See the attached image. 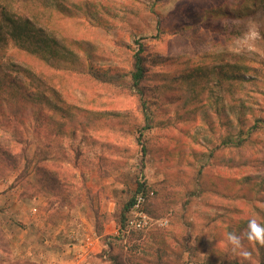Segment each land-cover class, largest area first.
I'll use <instances>...</instances> for the list:
<instances>
[{"label": "rangeland", "instance_id": "374dc122", "mask_svg": "<svg viewBox=\"0 0 264 264\" xmlns=\"http://www.w3.org/2000/svg\"><path fill=\"white\" fill-rule=\"evenodd\" d=\"M61 1L70 17L44 12L37 5L41 0L31 13L36 30L59 42V59L28 57L10 38L0 45L3 72H19L29 92L25 96L22 86L8 83L0 91V230L11 256L36 264H100L96 256L115 238L124 252L139 245L137 253L147 264H237L228 260L236 253L227 242H214L217 228L238 233L240 219L231 214L238 204L219 199L207 205L197 195L190 197L192 170L210 165L211 158L203 155L186 164L173 152L183 143L192 152L215 148L221 135L210 134L201 122L172 125L161 112L145 119L140 101L130 94L136 90L129 88L128 72L143 43L148 62L175 63L170 77L182 85L191 86L186 77L193 66L208 73L212 84L241 59L264 58V11L235 22L237 37L219 45L204 29L207 23L219 25V18L181 35L170 32L221 0ZM158 18L167 33L159 32ZM208 88L218 98L226 96L219 87ZM43 94L59 113L43 108L36 99ZM257 150L252 158L264 162V143ZM245 174L250 172L236 175ZM139 183L158 188L154 206L163 216L147 213L153 221L149 228L127 231L119 228L116 214ZM184 235L192 240L186 250ZM243 244L257 255L254 243ZM4 256L0 252V261Z\"/></svg>", "mask_w": 264, "mask_h": 264}, {"label": "trees", "instance_id": "16d2710c", "mask_svg": "<svg viewBox=\"0 0 264 264\" xmlns=\"http://www.w3.org/2000/svg\"><path fill=\"white\" fill-rule=\"evenodd\" d=\"M159 1L162 0H154V3ZM224 1L212 2L214 5L210 8L205 7L197 19L181 22L179 27L170 34L181 35L187 29L202 28L207 21L212 22L219 18V25H216L217 21L211 24L207 23L204 29L207 32L206 36L213 42L212 44L220 45L237 37L239 32H237L236 26H233L235 22L246 20L255 13L264 11V0ZM37 5H40L44 12L52 11L59 17L71 16L69 8L61 0H41ZM37 5H35V0H0V45H5L6 40L10 38L14 46L23 50L22 52L28 57L38 54L45 61L57 60L62 54L59 42L36 30L32 21V7ZM153 10L151 13L156 15ZM156 27L159 32L167 33L160 18L156 21ZM145 47L143 43H139L138 48L132 54L131 68L128 72L130 76L129 88L136 90V93H129L140 101L144 118L149 121L150 115L155 117L156 112H161L162 117L167 118V122L172 125L190 123L195 126L196 122H201L210 130V134L221 135L220 139H216L215 148L203 147L192 152L185 143L174 146V155L178 154L179 156L177 160L184 161L186 164L197 162L203 155L211 158L210 165L192 170L189 186L190 197L197 195L207 205L211 203L210 201L214 205L219 199H226L238 204L231 211L233 218L240 219V223H236L239 228L238 233L246 228L249 219L255 218L258 222L264 223V162L259 158H252L258 151L257 147L264 143V76L262 79L259 78V76L262 77L261 73L264 74V58L259 62L241 59L236 67H231L228 72L220 74V78L212 84L208 79V73L201 68L194 70L193 66L186 77L192 83L188 87L182 85L178 79L170 77H174L171 73L175 66L174 62L165 64L156 61L148 62L149 58L143 54L146 51ZM0 51L2 52V50ZM2 60L3 53H0V91H4L8 83L12 86H22L23 91L27 93L25 96H28L29 92L25 87L26 82L23 77L18 76L19 72L14 75L12 74L14 71L3 72ZM253 63H256V66ZM161 68H163L161 71H153ZM253 71L260 73H253ZM7 77H10L9 80L4 82L3 80ZM152 82L153 89L150 86ZM210 86L219 87L226 96L218 98L208 88ZM250 87L253 89L250 90ZM236 94H241L245 98H239ZM36 99L44 105L43 108H47L46 111L54 109L58 113L60 112V108L49 101L48 95L43 94ZM245 99H247L246 103ZM87 109L85 111H88ZM66 116L65 112L64 117ZM183 130H187L185 126ZM191 137L190 135L189 138ZM198 144L201 145V143ZM12 157L14 156L8 158L13 162L14 158ZM13 165L17 167L16 164ZM245 171L250 174H245L246 176L242 178L237 177L236 174ZM260 172L263 175H259ZM260 176L262 178L259 182ZM141 191L146 194L153 192V195L148 197L145 203L146 213L154 218L163 216L162 212L156 213L155 208L159 202L158 188L139 183L135 194L116 214L119 228L125 227V221L136 194ZM210 208L212 209V207ZM245 211L246 215H243ZM230 231L232 230H228L226 227L217 228L216 242L214 243L226 242L225 233ZM114 240L117 239L108 240L105 244L108 245V250H104L96 256L100 264H147L146 260L137 253L139 245L124 252L123 248L116 246L117 242ZM180 240L184 250L191 247L190 235H184ZM254 247L257 255L252 256L251 261H246L245 264H264V246L254 243ZM0 252L5 255L7 264H36L11 256L10 245L1 230ZM159 255L161 256L162 253ZM210 255L214 260L217 259L213 253ZM5 259H2L0 264H5ZM228 260L240 264V257L236 254Z\"/></svg>", "mask_w": 264, "mask_h": 264}, {"label": "clouds", "instance_id": "9594fccd", "mask_svg": "<svg viewBox=\"0 0 264 264\" xmlns=\"http://www.w3.org/2000/svg\"><path fill=\"white\" fill-rule=\"evenodd\" d=\"M225 236L227 244L240 257V264H245L246 261H251L252 252L244 246L243 241L247 240L250 244L255 243L264 246V223L252 218L248 220L245 229L239 233L236 231L226 232Z\"/></svg>", "mask_w": 264, "mask_h": 264}, {"label": "built area", "instance_id": "2783aa9c", "mask_svg": "<svg viewBox=\"0 0 264 264\" xmlns=\"http://www.w3.org/2000/svg\"><path fill=\"white\" fill-rule=\"evenodd\" d=\"M153 192L144 193L143 191L138 192L134 199V202L129 210L127 219L125 221V229L127 231H143L150 227L153 222L151 217L145 212V203L148 197H151ZM159 225H166V220H156Z\"/></svg>", "mask_w": 264, "mask_h": 264}, {"label": "crops", "instance_id": "0c3cea01", "mask_svg": "<svg viewBox=\"0 0 264 264\" xmlns=\"http://www.w3.org/2000/svg\"><path fill=\"white\" fill-rule=\"evenodd\" d=\"M72 247H70L68 250L71 251ZM75 261H71V264H73Z\"/></svg>", "mask_w": 264, "mask_h": 264}]
</instances>
